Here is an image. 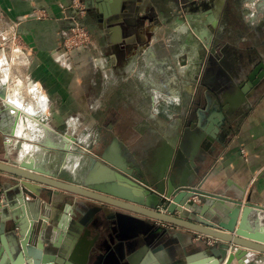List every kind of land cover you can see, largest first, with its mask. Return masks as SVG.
<instances>
[{
	"label": "crops",
	"instance_id": "obj_1",
	"mask_svg": "<svg viewBox=\"0 0 264 264\" xmlns=\"http://www.w3.org/2000/svg\"><path fill=\"white\" fill-rule=\"evenodd\" d=\"M76 1L84 6L81 19L91 41L68 52L63 40L71 26L67 17L73 13L71 6L75 0H0V37L18 32L28 53L24 63L10 68L7 63L0 64V87L7 72L14 85L23 78L24 98L35 104L37 113L55 132L69 133L94 154L107 152L116 163L137 165L144 173L157 171L171 140L184 138L186 124L180 123L181 115L197 126L194 135L185 141L186 149L191 151L196 142L195 132L209 126L222 113L221 104L227 97L236 106L229 123L221 128L219 141L198 177L188 178L189 183L244 201L250 197L246 205L264 207V82L243 102L239 86L255 70L264 73V59L240 62L231 58L230 62H220L217 58L220 47L216 36L223 1L220 7L214 6L220 0H209L210 5L189 10L183 8V0H104L101 4L108 15L97 12V0ZM199 40L216 48L210 60L205 56L210 48L206 45L207 50L202 52ZM1 43L0 39V58L10 62ZM201 59L205 60L201 64L204 69L193 81L190 78L195 72L190 74V63ZM221 63L226 74L218 76ZM5 104L0 99V160L14 157L19 143L13 136L15 132L23 138L28 153L35 152L39 168L71 180L77 168L74 156L79 153H62L39 140L32 145V138L18 133L23 113H13L12 107ZM40 133V129L31 128L32 136ZM61 140L54 136L55 142ZM62 143L67 148L74 146L65 139ZM15 179L0 171V264L9 251L16 249V241L19 250L22 247L21 230L14 229L12 221H5L7 214L21 207V216H26L31 231L28 247L38 264H55L53 259L58 256L53 242L59 239L58 245H63L67 240L56 233L57 216L61 207H69L76 196L35 184L39 189L36 196L28 195L31 204L17 207L12 201L18 199V192L14 187L8 188L15 184ZM255 221L253 217V225ZM257 222L264 225V216ZM202 235L195 233L192 240L187 236V250L195 256L196 264L211 260L212 248L220 242L209 244ZM145 244L143 237H137L127 247V255ZM38 249L40 253H36ZM97 252L90 259L92 264L102 259ZM10 263L8 258L4 264ZM233 264H264V253L248 250L241 261L235 260Z\"/></svg>",
	"mask_w": 264,
	"mask_h": 264
},
{
	"label": "water",
	"instance_id": "obj_2",
	"mask_svg": "<svg viewBox=\"0 0 264 264\" xmlns=\"http://www.w3.org/2000/svg\"><path fill=\"white\" fill-rule=\"evenodd\" d=\"M97 1V12L108 15L107 8L101 4L104 0ZM183 1V8L189 10L193 6L200 8L206 5L198 0ZM217 58L221 62L218 55ZM222 66V63L218 65V76L226 74ZM261 69L264 71V64ZM256 71L239 84L243 94L241 102L264 82V73ZM226 80L229 82L230 77L227 76ZM1 88L2 84L0 99L3 101L5 93ZM221 106L222 113L214 117L209 126L200 127V131L195 132L196 142L191 151L186 149L185 141L194 135L197 126L195 121L186 122L187 116L181 115L180 123L186 124L184 138L171 140L160 168L153 173H144L137 165L116 163L107 152L94 154L78 144L75 136L55 132L45 121L46 133L40 130L44 135L33 134L32 145L39 140L42 145L62 153H79L74 156L77 168L72 179H64L59 173L39 168L34 151L22 153L24 140L14 132L13 136L21 142L20 147L16 148L12 159L0 160V171L16 178L15 184L8 186L18 192V199L12 204L17 207L31 204L28 195L38 194L39 188L35 184L51 186L76 196L69 202V207H61V214L57 216L56 233L59 237L66 236L67 240L63 245H58L59 239L57 243L53 242L58 256L53 259L55 264H92L90 259L97 251L102 259L94 264H196L195 256L187 250V236L192 240L195 233L220 241L212 248L214 257L204 260L203 264H222L227 257L225 264H233L235 260L241 261L248 250L264 253V225L257 222L264 216V207L246 205L250 203V197L244 201L189 183L188 178L198 177L205 159L211 154L215 142L219 141L221 128L229 123L228 118L236 107L227 97ZM55 135L74 146L65 147L63 140L55 142ZM7 194L10 197V191ZM133 202L136 205L131 204ZM21 212L22 207L5 216V221H12L14 229L21 230L19 242L22 247L19 250L16 241V249L13 253L9 251L3 260L5 263L9 258L10 264H38L28 247L29 222ZM253 217L257 219L254 225ZM139 236L146 240L145 246L127 255V247L134 244ZM36 253H40V249Z\"/></svg>",
	"mask_w": 264,
	"mask_h": 264
},
{
	"label": "rangeland",
	"instance_id": "obj_3",
	"mask_svg": "<svg viewBox=\"0 0 264 264\" xmlns=\"http://www.w3.org/2000/svg\"><path fill=\"white\" fill-rule=\"evenodd\" d=\"M222 1L221 24L216 36L220 47L218 54L221 61L230 62L232 58L240 62H261L262 58L264 59V0H220V2L214 3V6L220 7ZM208 4H211L209 0L206 2V6ZM12 34L17 37L15 38ZM12 34H9V37H5V39L4 36L0 37L4 43L2 47L6 48L10 56L11 64L7 65L9 67L17 65L16 55L19 56L20 63H24L27 60L26 54H28L20 34L16 31H13ZM65 38L66 36H64V40ZM66 51L68 50L66 49ZM0 62L1 65L4 64L5 59L1 57ZM192 64L194 62L190 63V68ZM20 144L19 141L18 147Z\"/></svg>",
	"mask_w": 264,
	"mask_h": 264
},
{
	"label": "bare ground",
	"instance_id": "obj_4",
	"mask_svg": "<svg viewBox=\"0 0 264 264\" xmlns=\"http://www.w3.org/2000/svg\"><path fill=\"white\" fill-rule=\"evenodd\" d=\"M18 55H19V53H18ZM15 58L17 59L16 64H18V62H21L19 59V56L16 55ZM1 61H3V60H1ZM4 63H7V65H10L11 60H10V62H6V60H5ZM194 67H195V65H194ZM16 76H17V74H16ZM9 77H10L9 72H7L3 75V80L5 82V85H3L4 89L1 88V92L3 91L5 93L3 100L9 105V107L10 106L12 107L13 113H16L18 115L23 113V117L21 119V122L18 125L19 126L18 127L19 135H22L24 138H28V139L32 138L33 136L31 135V128L32 129L38 128V129L42 130L45 134L46 133L45 128L48 129V127H47V125H46V127H44V123H46V122L42 118L41 113H37L36 109L34 108L35 104H33V102L28 101L26 98H24L25 94L23 92V89H24L23 78H20L17 82H15L16 84L14 85L11 83V81H9ZM17 79H18V77H17ZM27 128H29L30 131H27L26 130ZM43 132H42V134H43ZM28 150H29L28 147L26 145H24L22 153H27V152H29Z\"/></svg>",
	"mask_w": 264,
	"mask_h": 264
},
{
	"label": "built area",
	"instance_id": "obj_5",
	"mask_svg": "<svg viewBox=\"0 0 264 264\" xmlns=\"http://www.w3.org/2000/svg\"><path fill=\"white\" fill-rule=\"evenodd\" d=\"M71 10L73 13L69 15L67 18H69L71 26L68 30V33L65 35L66 38L64 40V47L71 51L73 49H79L81 47H84L88 45L91 41V35L88 29L83 25L82 23V13L84 12V6L81 4L80 1H76L72 4ZM15 38L17 37L15 34H12ZM5 39V38H4ZM4 43H1V46H3ZM22 48V47H21ZM2 85H5V82H2ZM202 235V234H201ZM207 242L209 244H216L218 242V239L206 236Z\"/></svg>",
	"mask_w": 264,
	"mask_h": 264
},
{
	"label": "flooded vegetation",
	"instance_id": "obj_6",
	"mask_svg": "<svg viewBox=\"0 0 264 264\" xmlns=\"http://www.w3.org/2000/svg\"><path fill=\"white\" fill-rule=\"evenodd\" d=\"M201 1L204 2V3H206L208 0H201ZM183 22H186V19H185ZM186 27H187V22H186ZM190 38H192L191 35H190ZM198 45L200 46L199 48H202V52H205V51L207 50V49H206V45H207L208 48H210V52H211V53L209 52V54H206V55H205L206 58H207L208 60H210V59H211V56L215 53L216 48L210 47V43H203V42H201L200 40H199ZM200 61H201V62H195V64H192V65H191V68H189V70H190V74L193 73V72H195L194 76H192V78H190V79L193 80V81L197 79L198 74L200 75V74H201V73H200L201 70L204 69V65H203V67H202L201 64H203L205 60L203 61V59H201ZM194 65H195V67H194ZM200 65H201L202 69H200V68H201ZM198 78H199V76H198Z\"/></svg>",
	"mask_w": 264,
	"mask_h": 264
}]
</instances>
